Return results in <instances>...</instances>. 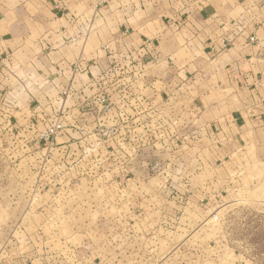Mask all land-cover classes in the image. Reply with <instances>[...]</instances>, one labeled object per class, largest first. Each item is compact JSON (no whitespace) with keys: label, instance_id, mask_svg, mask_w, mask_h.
I'll return each mask as SVG.
<instances>
[{"label":"rangeland","instance_id":"obj_1","mask_svg":"<svg viewBox=\"0 0 264 264\" xmlns=\"http://www.w3.org/2000/svg\"><path fill=\"white\" fill-rule=\"evenodd\" d=\"M22 4V48L0 37V264H264V133L226 126L252 118L222 76L238 40L203 46L264 0L0 11Z\"/></svg>","mask_w":264,"mask_h":264},{"label":"crops","instance_id":"obj_2","mask_svg":"<svg viewBox=\"0 0 264 264\" xmlns=\"http://www.w3.org/2000/svg\"><path fill=\"white\" fill-rule=\"evenodd\" d=\"M24 6V4L19 6L16 5L11 10L2 9L0 11V37H3V35L6 36L3 42L9 44L12 50L15 48L16 50L22 48H20V43L16 44V42L19 41L17 37L20 35L18 30L19 13H22ZM245 17V23L248 26L247 29L249 33L245 34L244 32H240V35H235L239 33V31L234 28L231 29L230 32L227 30L219 32L217 36L216 32L210 34L209 29L206 28L207 30H205L203 34L205 35L203 46L211 50H218L221 49V46L225 45L224 42L228 39V36L229 38H236L238 40L233 42L232 46L229 48V50L234 49V55L231 53V57L227 60L225 57L220 59V61H225L222 76L226 80L227 85L232 86L236 92H248L252 100L250 106H246L242 103L241 107L234 111V115L244 112L248 114L249 110L246 111V108H249L251 111L249 114L252 115V118H242L238 120L234 126L233 123H227L226 126L228 129L235 128L239 131L242 129L241 124L245 125V123L249 122L252 127H256L255 131L260 130L264 133V15L257 16L251 12L250 14L247 13ZM236 26L241 28L240 24ZM253 31L260 39L256 44L247 42V37L250 33H253ZM168 32L172 34L177 33L176 28L173 29L167 24L164 27L159 26L156 38L163 42L169 41L170 39L166 35ZM195 33L197 34L198 32L195 31ZM23 42H25L24 38ZM221 125L223 127L222 123Z\"/></svg>","mask_w":264,"mask_h":264},{"label":"built area","instance_id":"obj_3","mask_svg":"<svg viewBox=\"0 0 264 264\" xmlns=\"http://www.w3.org/2000/svg\"><path fill=\"white\" fill-rule=\"evenodd\" d=\"M251 40H252V41L255 40V37H252Z\"/></svg>","mask_w":264,"mask_h":264}]
</instances>
